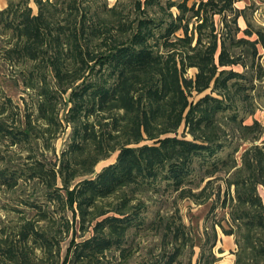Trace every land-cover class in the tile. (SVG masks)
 I'll use <instances>...</instances> for the list:
<instances>
[{
    "label": "trees",
    "instance_id": "obj_1",
    "mask_svg": "<svg viewBox=\"0 0 264 264\" xmlns=\"http://www.w3.org/2000/svg\"><path fill=\"white\" fill-rule=\"evenodd\" d=\"M30 1L0 10L2 60L31 91L25 109L7 96L0 104V192L19 216L0 224V264L127 259L130 233L152 226L164 229V248L145 264H178L196 248V264L215 263L217 227L235 238L234 264H264V126L254 118L264 24L253 4L134 0L126 13L105 1L32 0L35 14ZM161 191L175 211L148 223L144 196ZM183 200L207 208L201 233L184 223Z\"/></svg>",
    "mask_w": 264,
    "mask_h": 264
},
{
    "label": "rangeland",
    "instance_id": "obj_2",
    "mask_svg": "<svg viewBox=\"0 0 264 264\" xmlns=\"http://www.w3.org/2000/svg\"><path fill=\"white\" fill-rule=\"evenodd\" d=\"M9 0H0V10L5 9L8 6ZM54 1V0H50ZM90 3H96L97 6H101L104 1L107 2L108 7H112L114 5L120 6V8H125L126 13L133 10V1L134 0H88ZM163 4L167 0H161ZM174 1H182V0H174ZM195 0H190L189 4L191 5ZM253 4L256 8L255 12L253 13L254 22L255 24H264V0H241L240 5L249 6ZM30 6L33 8L34 13H38V7L36 4L31 0ZM157 11V15H161L159 12V8L155 5L153 8L150 9L151 13ZM171 11L174 15H177L179 11L176 8H172ZM250 11H248V15H250ZM134 12L130 13L131 18L135 17ZM218 18V17H217ZM239 25L241 28L246 27V22H243L240 19ZM218 21V19H217ZM219 22V21H218ZM178 35H182L181 32L177 33ZM242 35V34H240ZM9 40L6 38V35L0 33V104L4 101L5 97L12 98L13 102L20 106V108L25 109L26 103H31L30 94L31 91H25L22 85V72L20 71L19 67H13L10 64H5L2 60L3 49L8 44ZM262 64L264 65V51L263 56L261 59ZM236 70L242 72L244 69L242 67H236ZM188 74L190 76H194L196 74L195 69H190ZM260 93L264 94V81L260 85ZM207 91L206 93H209ZM204 93V94H206ZM202 95L194 94L191 97V100H197L201 98ZM259 108L254 116V118L258 119L264 126V96L261 99H258ZM252 118H247L246 122L251 123ZM68 132H65L60 136L58 141H56L55 145L57 148V152L61 153V151L66 147L68 141ZM184 132V126L180 129L179 135H182ZM188 138H190L188 136ZM0 154L4 155L6 152L2 147H0ZM48 154L51 156V153L47 151ZM117 155H112L109 159L100 162L97 166V172H100L105 166L112 164L115 162ZM18 156H15V162H23V159H18ZM260 194L264 199V188L260 187L259 189ZM144 199L147 200L149 209L148 212L145 214L147 222L151 223L153 220L158 219L161 216L163 217H170L173 212L175 211V207L172 203V197L168 193H164L163 191L159 193H148L144 196ZM16 200L11 198L10 194L1 193L0 192V224L7 225L12 224L15 225L18 221V213L13 211L11 208H6L7 204L12 203L13 206H16ZM178 207L180 209V214L182 215L183 221L187 226L194 227L197 232H202L204 229V225L206 224L207 220V208L204 206L196 205L191 200H183L178 202ZM70 217L71 213H69ZM218 230V241L216 246L214 247V253L217 257V261L213 264H234L235 262V255L233 252L236 251L237 245L235 243V238L233 236H226L223 234L221 229L217 227ZM195 231V230H194ZM164 234V229L158 230L155 227H149L147 230H143L137 232L133 230L129 235V242L128 246L131 247V255L129 258L124 259L119 257V252H112L108 254L107 258L104 259L102 264H145L148 260L159 256L161 249L164 248V241L162 240V236ZM90 233H87L86 236H90ZM71 240V236L67 238L62 246V256L65 257L67 248L69 246V242ZM78 240H81L79 237ZM170 248V247H168ZM196 254L191 257L190 252L187 251L179 260L178 264H196L199 248H196ZM191 258V259H190Z\"/></svg>",
    "mask_w": 264,
    "mask_h": 264
},
{
    "label": "crops",
    "instance_id": "obj_3",
    "mask_svg": "<svg viewBox=\"0 0 264 264\" xmlns=\"http://www.w3.org/2000/svg\"><path fill=\"white\" fill-rule=\"evenodd\" d=\"M240 1H241V0H239V1L235 4V6H236L238 9H243V8H245V5H240V6L238 5V4L240 3ZM240 19H242L243 22H245V20H244L243 17H240V18H239V22H241Z\"/></svg>",
    "mask_w": 264,
    "mask_h": 264
}]
</instances>
